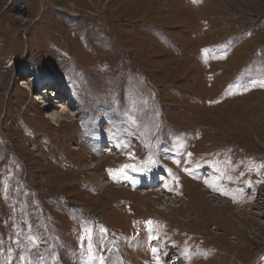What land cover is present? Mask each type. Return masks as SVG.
I'll use <instances>...</instances> for the list:
<instances>
[{
    "label": "rangeland",
    "instance_id": "374dc122",
    "mask_svg": "<svg viewBox=\"0 0 264 264\" xmlns=\"http://www.w3.org/2000/svg\"><path fill=\"white\" fill-rule=\"evenodd\" d=\"M0 264H264V0H0Z\"/></svg>",
    "mask_w": 264,
    "mask_h": 264
},
{
    "label": "snow or ice",
    "instance_id": "6c2138e0",
    "mask_svg": "<svg viewBox=\"0 0 264 264\" xmlns=\"http://www.w3.org/2000/svg\"><path fill=\"white\" fill-rule=\"evenodd\" d=\"M149 223H151V222H149ZM32 242H33V245L36 246L37 241H36V238L35 237L32 238ZM153 251H155V250H153Z\"/></svg>",
    "mask_w": 264,
    "mask_h": 264
},
{
    "label": "bare ground",
    "instance_id": "6f19581e",
    "mask_svg": "<svg viewBox=\"0 0 264 264\" xmlns=\"http://www.w3.org/2000/svg\"><path fill=\"white\" fill-rule=\"evenodd\" d=\"M103 184H105V183H103ZM103 184H99V186H100V185H103ZM107 184H110V183L107 182ZM147 192H149V191H145V192H143V193L145 194V193H147ZM226 205H227V204H226ZM220 206L223 207L222 205H220Z\"/></svg>",
    "mask_w": 264,
    "mask_h": 264
}]
</instances>
